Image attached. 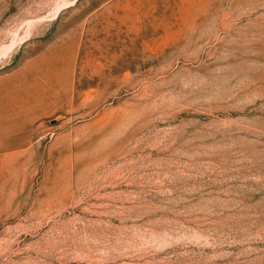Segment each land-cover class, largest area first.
<instances>
[{"label": "rangeland", "instance_id": "obj_1", "mask_svg": "<svg viewBox=\"0 0 264 264\" xmlns=\"http://www.w3.org/2000/svg\"><path fill=\"white\" fill-rule=\"evenodd\" d=\"M0 264H264V0H0Z\"/></svg>", "mask_w": 264, "mask_h": 264}]
</instances>
